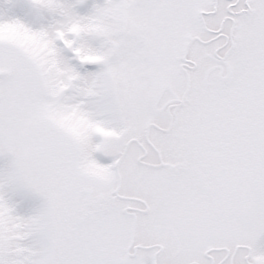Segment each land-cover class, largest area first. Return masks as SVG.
Instances as JSON below:
<instances>
[{"label": "snow or ice", "instance_id": "6c2138e0", "mask_svg": "<svg viewBox=\"0 0 264 264\" xmlns=\"http://www.w3.org/2000/svg\"><path fill=\"white\" fill-rule=\"evenodd\" d=\"M0 264H264V0H0Z\"/></svg>", "mask_w": 264, "mask_h": 264}]
</instances>
